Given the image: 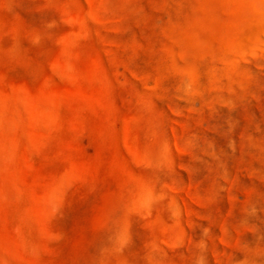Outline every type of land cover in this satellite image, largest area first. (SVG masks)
I'll use <instances>...</instances> for the list:
<instances>
[{"label":"rangeland","instance_id":"rangeland-1","mask_svg":"<svg viewBox=\"0 0 264 264\" xmlns=\"http://www.w3.org/2000/svg\"><path fill=\"white\" fill-rule=\"evenodd\" d=\"M0 264H264V0H0Z\"/></svg>","mask_w":264,"mask_h":264}]
</instances>
